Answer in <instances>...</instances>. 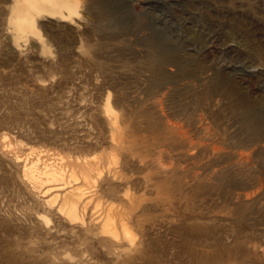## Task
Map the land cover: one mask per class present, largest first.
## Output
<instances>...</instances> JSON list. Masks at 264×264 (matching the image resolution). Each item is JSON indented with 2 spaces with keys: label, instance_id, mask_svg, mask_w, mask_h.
<instances>
[{
  "label": "rangeland",
  "instance_id": "rangeland-1",
  "mask_svg": "<svg viewBox=\"0 0 264 264\" xmlns=\"http://www.w3.org/2000/svg\"><path fill=\"white\" fill-rule=\"evenodd\" d=\"M13 1L0 264H264V0H77L23 36Z\"/></svg>",
  "mask_w": 264,
  "mask_h": 264
},
{
  "label": "bare ground",
  "instance_id": "bare-ground-1",
  "mask_svg": "<svg viewBox=\"0 0 264 264\" xmlns=\"http://www.w3.org/2000/svg\"><path fill=\"white\" fill-rule=\"evenodd\" d=\"M76 2L77 0H14L11 6L12 11L9 22L12 25L14 32L17 33L18 35L23 36L24 33H33L39 35L40 32L36 26V20H35L36 15L43 14L49 17H59L63 20L70 19L72 14L75 13L74 6L76 5ZM16 39H18V37H16ZM107 106L109 107L108 101H107ZM34 169H40V171L36 174V176L35 174H33ZM28 170L32 171L31 176L32 178H34L33 180L35 182L40 181V175L55 176L58 174L54 170L51 171L49 164L43 162L39 164L38 161L31 164ZM83 194H80L77 198L71 194L66 196L64 200L63 206L65 207V209L63 213L71 221L78 219V217L80 216L79 208H80V204L83 203V200H81L80 197ZM86 204H87L86 202L83 203V208L86 207Z\"/></svg>",
  "mask_w": 264,
  "mask_h": 264
}]
</instances>
